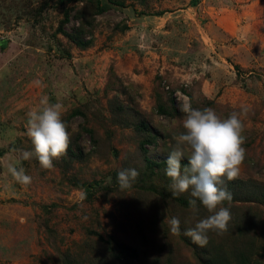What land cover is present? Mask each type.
<instances>
[{"label":"rangeland","instance_id":"1","mask_svg":"<svg viewBox=\"0 0 264 264\" xmlns=\"http://www.w3.org/2000/svg\"><path fill=\"white\" fill-rule=\"evenodd\" d=\"M45 96L63 105L70 138L48 169L23 159L33 148L27 114ZM185 103L221 118L248 109L243 147L255 166L243 162L235 179H224L238 200L220 207L258 215L259 235L264 0H0V264H89L98 235L144 243L152 255L157 244L184 246L168 220L180 215L190 228L213 214L179 204L191 197L173 196L164 173ZM149 162L161 166L152 172ZM10 166L22 167L31 183L18 182ZM128 168L140 175L121 191L117 175ZM157 215L168 230L155 231ZM180 261L199 264L186 249Z\"/></svg>","mask_w":264,"mask_h":264},{"label":"clouds","instance_id":"2","mask_svg":"<svg viewBox=\"0 0 264 264\" xmlns=\"http://www.w3.org/2000/svg\"><path fill=\"white\" fill-rule=\"evenodd\" d=\"M40 104L42 108L27 114V136L33 148L23 152V159L35 157L42 168L48 169L53 167L54 160L66 154L70 138L62 118L63 105L50 103L46 96ZM180 110L184 113L182 131L173 133L175 144L166 158L164 173L171 182L173 196L188 193L191 209L198 211L203 206L213 213L183 232L194 244L205 247L209 243V232L222 234L231 220L230 209L220 206L232 200V193L222 185L225 178L231 181L239 175L246 158L242 117L247 115L248 109L243 107L225 118L211 107L194 108L191 103H185ZM185 158L187 164L182 165ZM9 171L18 182L31 183V177L22 167L10 166ZM139 175L136 168L119 171V189H130ZM168 224L172 234H181L178 217L170 218Z\"/></svg>","mask_w":264,"mask_h":264},{"label":"trees","instance_id":"3","mask_svg":"<svg viewBox=\"0 0 264 264\" xmlns=\"http://www.w3.org/2000/svg\"><path fill=\"white\" fill-rule=\"evenodd\" d=\"M144 131L149 133L152 137H157L158 135L152 132L147 126L143 125ZM158 138V137H157ZM146 150V149H145ZM148 154L149 151H144ZM251 162L250 164L255 166V163L250 159H245L244 162ZM185 164L187 161L182 160ZM150 166H154L151 170L155 171L159 168L161 164L154 162H149ZM239 184L236 185L234 191H237ZM240 191L242 188L240 187ZM152 193V192H151ZM254 195V192L252 193ZM233 199L227 202H234L235 195L232 196ZM165 198V197H164ZM161 201H165L161 200ZM176 201H178L176 199ZM226 202V201H225ZM254 202V198L251 199ZM179 204L188 206V202L185 199H180ZM232 205L234 203H231ZM153 205V204H152ZM253 207H249L247 211L252 212ZM189 208L187 207L184 213H188ZM231 220L228 224L227 231L222 234H217L216 232H211L209 234V243L205 247H200L194 244L192 240L187 237L183 238V232L187 229L180 223L181 238L184 246L177 245L175 247L172 244L165 242L163 245L158 247V244L152 246V250L156 251V254H150L148 246L131 247L125 246L117 243L113 239L106 240L101 235H98V243H95L97 248L95 249L94 257L92 262L89 264H183L180 261V253L182 249L189 250L192 256L199 264H256L257 256H264V245H257L259 240V235H264V223H262L260 234L257 233L256 220L258 221L259 216L254 214H238L234 209L231 212ZM153 220L154 229L157 233L160 232L161 228L163 230H168L169 228L161 220V216H154ZM176 217L180 218V215L176 214ZM161 227V228H160ZM189 228V226H187ZM223 242H226L224 244ZM223 244V245H222ZM228 246L229 251L226 249ZM259 246V247H258ZM163 251L164 253H159ZM68 264H82L77 259L71 260Z\"/></svg>","mask_w":264,"mask_h":264}]
</instances>
